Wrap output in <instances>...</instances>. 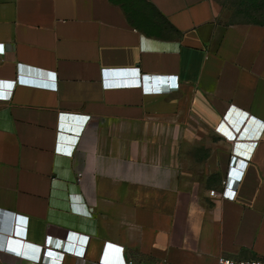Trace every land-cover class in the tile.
<instances>
[{"label": "crops", "instance_id": "obj_1", "mask_svg": "<svg viewBox=\"0 0 264 264\" xmlns=\"http://www.w3.org/2000/svg\"><path fill=\"white\" fill-rule=\"evenodd\" d=\"M230 17L0 0V264L264 261V23Z\"/></svg>", "mask_w": 264, "mask_h": 264}, {"label": "rangeland", "instance_id": "obj_2", "mask_svg": "<svg viewBox=\"0 0 264 264\" xmlns=\"http://www.w3.org/2000/svg\"><path fill=\"white\" fill-rule=\"evenodd\" d=\"M230 11V18L264 23V0H218Z\"/></svg>", "mask_w": 264, "mask_h": 264}, {"label": "built area", "instance_id": "obj_3", "mask_svg": "<svg viewBox=\"0 0 264 264\" xmlns=\"http://www.w3.org/2000/svg\"><path fill=\"white\" fill-rule=\"evenodd\" d=\"M210 192L213 193V190H210ZM217 264H264V261L260 258L233 259L224 255H218Z\"/></svg>", "mask_w": 264, "mask_h": 264}, {"label": "water", "instance_id": "obj_4", "mask_svg": "<svg viewBox=\"0 0 264 264\" xmlns=\"http://www.w3.org/2000/svg\"><path fill=\"white\" fill-rule=\"evenodd\" d=\"M5 227V224L1 218V215H0V228H4Z\"/></svg>", "mask_w": 264, "mask_h": 264}, {"label": "trees", "instance_id": "obj_5", "mask_svg": "<svg viewBox=\"0 0 264 264\" xmlns=\"http://www.w3.org/2000/svg\"><path fill=\"white\" fill-rule=\"evenodd\" d=\"M263 23V22H262Z\"/></svg>", "mask_w": 264, "mask_h": 264}]
</instances>
